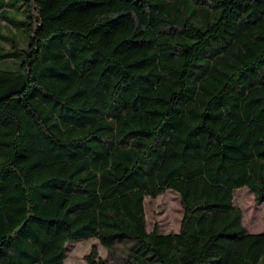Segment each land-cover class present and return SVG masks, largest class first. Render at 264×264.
Returning <instances> with one entry per match:
<instances>
[{"label":"trees","instance_id":"obj_1","mask_svg":"<svg viewBox=\"0 0 264 264\" xmlns=\"http://www.w3.org/2000/svg\"><path fill=\"white\" fill-rule=\"evenodd\" d=\"M0 264H264V0H0ZM8 32L9 35H6ZM178 195V232L146 200Z\"/></svg>","mask_w":264,"mask_h":264},{"label":"rangeland","instance_id":"obj_2","mask_svg":"<svg viewBox=\"0 0 264 264\" xmlns=\"http://www.w3.org/2000/svg\"><path fill=\"white\" fill-rule=\"evenodd\" d=\"M6 35H9L8 32ZM234 199L243 211V225L247 231L252 234L264 233V204H257L247 188L236 190ZM145 212L149 230L157 226L162 233L178 232L183 207L177 194L167 192L156 199H147ZM92 248H96L100 258L108 261V252L99 242L86 241L69 243L66 264H87L85 257Z\"/></svg>","mask_w":264,"mask_h":264},{"label":"water","instance_id":"obj_3","mask_svg":"<svg viewBox=\"0 0 264 264\" xmlns=\"http://www.w3.org/2000/svg\"><path fill=\"white\" fill-rule=\"evenodd\" d=\"M261 234H264V233H261Z\"/></svg>","mask_w":264,"mask_h":264}]
</instances>
